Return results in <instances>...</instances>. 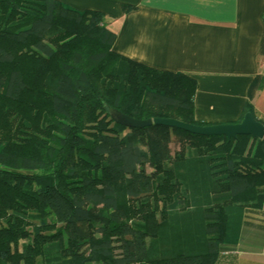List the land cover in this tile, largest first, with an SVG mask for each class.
I'll list each match as a JSON object with an SVG mask.
<instances>
[{
	"label": "trees",
	"instance_id": "16d2710c",
	"mask_svg": "<svg viewBox=\"0 0 264 264\" xmlns=\"http://www.w3.org/2000/svg\"><path fill=\"white\" fill-rule=\"evenodd\" d=\"M102 16L0 0V264H216L244 208L262 204L264 137L114 121L109 106L209 124L194 118L197 81L116 52ZM175 136L181 150L209 141L225 161L210 190L221 205L193 222L166 165Z\"/></svg>",
	"mask_w": 264,
	"mask_h": 264
},
{
	"label": "crops",
	"instance_id": "0c3cea01",
	"mask_svg": "<svg viewBox=\"0 0 264 264\" xmlns=\"http://www.w3.org/2000/svg\"><path fill=\"white\" fill-rule=\"evenodd\" d=\"M61 1L101 11L116 52L193 77L196 120L237 122L247 102L264 119V0ZM216 264H264V195Z\"/></svg>",
	"mask_w": 264,
	"mask_h": 264
},
{
	"label": "rangeland",
	"instance_id": "374dc122",
	"mask_svg": "<svg viewBox=\"0 0 264 264\" xmlns=\"http://www.w3.org/2000/svg\"><path fill=\"white\" fill-rule=\"evenodd\" d=\"M197 144L195 147L184 145L182 151L179 138L175 136L169 144L171 159L166 164L172 168L169 178H177V182H180L178 194L186 203L180 207L179 213H185L190 222L198 219L203 210L221 205L212 202L210 190L214 183L224 179L226 173L224 157L214 154L213 144L204 139H198ZM179 150L182 151L180 161L174 157V153ZM48 214L51 213L48 211Z\"/></svg>",
	"mask_w": 264,
	"mask_h": 264
},
{
	"label": "water",
	"instance_id": "95a60500",
	"mask_svg": "<svg viewBox=\"0 0 264 264\" xmlns=\"http://www.w3.org/2000/svg\"><path fill=\"white\" fill-rule=\"evenodd\" d=\"M110 117L126 127H144L150 124H163L176 127L200 135H224L227 139L238 134H247L257 138L264 137V124L256 119L251 112H246L237 122L210 124H193L173 117H153L138 119L109 106Z\"/></svg>",
	"mask_w": 264,
	"mask_h": 264
}]
</instances>
